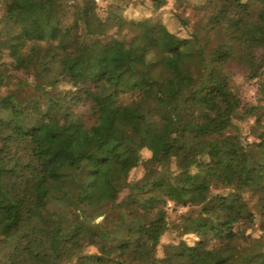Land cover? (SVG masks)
<instances>
[{
	"label": "trees",
	"instance_id": "16d2710c",
	"mask_svg": "<svg viewBox=\"0 0 264 264\" xmlns=\"http://www.w3.org/2000/svg\"><path fill=\"white\" fill-rule=\"evenodd\" d=\"M105 1L0 0V264H264V0Z\"/></svg>",
	"mask_w": 264,
	"mask_h": 264
},
{
	"label": "rangeland",
	"instance_id": "374dc122",
	"mask_svg": "<svg viewBox=\"0 0 264 264\" xmlns=\"http://www.w3.org/2000/svg\"><path fill=\"white\" fill-rule=\"evenodd\" d=\"M98 4L103 9L106 1L105 0H98ZM134 12V11H133ZM1 13V11H0ZM132 15V14H131ZM233 78L236 85V91L238 93V96L240 98V107L237 109L236 113L233 116V119L230 123V129L235 132H242L243 137L244 132L249 128V126L252 124L253 119L248 117H243V111L246 106L254 105L257 103V84L255 79H251L247 77L245 74L240 72L238 69H233ZM80 110H83L84 107L79 106ZM72 135H67L65 138L60 139L52 144V153L54 154H61V153H67V152H73L72 149ZM248 141H251V137L247 138ZM92 147H95V142L93 143ZM143 173L142 168L137 169L133 175L132 178L138 179ZM178 178L184 179L185 175L180 174L177 175ZM157 179H155L156 182L161 181V177H159V174L156 176ZM233 183L232 176L228 178L227 184L224 186V190H227L231 187ZM121 197L125 195V191H122L120 194ZM165 213L166 217L169 220H174L176 223L179 222L180 217L182 214H184L187 209L186 207H183L181 205H176L172 207H168L167 203L165 206ZM55 231V225L52 223L48 227V232L54 233ZM88 230L83 226L79 225L75 230H73L72 233L69 234V237H86L88 235ZM252 239H250V243L252 245H262L264 244V239H257L255 233H253ZM178 242V238L174 235L173 232H168L164 234L161 237L160 243L157 246V252L156 254L158 256H169L172 254L171 247Z\"/></svg>",
	"mask_w": 264,
	"mask_h": 264
},
{
	"label": "built area",
	"instance_id": "2783aa9c",
	"mask_svg": "<svg viewBox=\"0 0 264 264\" xmlns=\"http://www.w3.org/2000/svg\"><path fill=\"white\" fill-rule=\"evenodd\" d=\"M167 206L168 207H172L173 206V203L171 201H167Z\"/></svg>",
	"mask_w": 264,
	"mask_h": 264
}]
</instances>
